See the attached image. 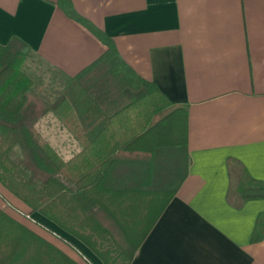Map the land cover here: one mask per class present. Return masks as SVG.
Here are the masks:
<instances>
[{
  "label": "crops",
  "instance_id": "0c3cea01",
  "mask_svg": "<svg viewBox=\"0 0 264 264\" xmlns=\"http://www.w3.org/2000/svg\"><path fill=\"white\" fill-rule=\"evenodd\" d=\"M56 1L0 0V46L17 38L48 66L56 87L34 83L32 116L41 114L36 129L69 171L105 172L104 187L146 193L132 219L148 218L139 204L151 191L176 189L131 264H264V238L252 242L264 200L240 208L227 200L230 160L264 182V0H71L122 61L83 75L106 47ZM78 77L101 113L88 101L53 107ZM141 82L158 92L137 99ZM31 217L103 264L53 222Z\"/></svg>",
  "mask_w": 264,
  "mask_h": 264
},
{
  "label": "trees",
  "instance_id": "16d2710c",
  "mask_svg": "<svg viewBox=\"0 0 264 264\" xmlns=\"http://www.w3.org/2000/svg\"><path fill=\"white\" fill-rule=\"evenodd\" d=\"M56 7L86 26L106 47L105 53L81 75L99 63H122L110 38L81 18L71 0H57ZM29 57H33L32 51L17 38H12L5 47L0 46V186L29 209V218L39 214L53 222L86 246L103 264H131L176 189L151 191L149 200L145 198L149 204H139L148 218L132 219L130 212L138 206L134 200L146 193L104 187L102 182L105 178L102 177L105 172L69 171L70 163H63L36 129L41 114L32 116V103L36 101L34 81L23 70ZM79 79L64 87L54 106L49 107L70 106L69 102L73 100L88 101L92 105L89 110L101 113L93 97L80 88ZM141 86L135 94L137 99H145L158 92L152 83L141 82ZM49 107L46 106L47 110ZM45 110L43 107V114ZM186 122V112L183 111L184 144ZM160 124L161 119H157L149 130H156ZM92 127L90 125V129ZM228 173L227 200L233 207L240 208L246 202L264 200V182L252 179L231 160ZM98 214L106 219H100ZM114 228L122 234H113ZM134 228L136 230L132 234ZM263 238L264 215L257 220L252 242ZM0 264L79 263L0 207Z\"/></svg>",
  "mask_w": 264,
  "mask_h": 264
},
{
  "label": "rangeland",
  "instance_id": "374dc122",
  "mask_svg": "<svg viewBox=\"0 0 264 264\" xmlns=\"http://www.w3.org/2000/svg\"><path fill=\"white\" fill-rule=\"evenodd\" d=\"M48 66L42 64L40 60L29 57L24 65V71L27 73L34 83L37 85L42 82L44 85L49 83V86H54V83L51 84V76L48 74ZM51 91V90H50ZM0 207L5 210L10 216L26 225L34 232L38 233L40 236L44 237L48 241L52 242L58 246L61 250L68 253L70 256L74 257L77 260H81L84 264H90L82 257V255L72 246H68V243L61 239L60 236L55 235L49 228H47L43 223L40 222L36 217H28L29 209L26 206H22L11 194H9L5 189L0 186ZM67 243V244H66ZM83 252V251H81ZM85 256H88L83 252ZM90 260V258H89Z\"/></svg>",
  "mask_w": 264,
  "mask_h": 264
}]
</instances>
